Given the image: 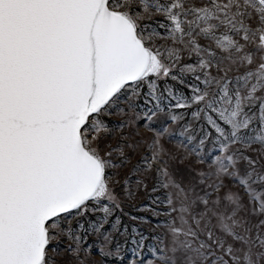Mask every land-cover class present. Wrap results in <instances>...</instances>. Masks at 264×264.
<instances>
[{
	"label": "rangeland",
	"instance_id": "rangeland-1",
	"mask_svg": "<svg viewBox=\"0 0 264 264\" xmlns=\"http://www.w3.org/2000/svg\"><path fill=\"white\" fill-rule=\"evenodd\" d=\"M148 69L87 123L103 178L42 264H264V0H109Z\"/></svg>",
	"mask_w": 264,
	"mask_h": 264
},
{
	"label": "water",
	"instance_id": "water-1",
	"mask_svg": "<svg viewBox=\"0 0 264 264\" xmlns=\"http://www.w3.org/2000/svg\"><path fill=\"white\" fill-rule=\"evenodd\" d=\"M149 62L109 0H0V264H42L49 223L95 195L83 130Z\"/></svg>",
	"mask_w": 264,
	"mask_h": 264
}]
</instances>
